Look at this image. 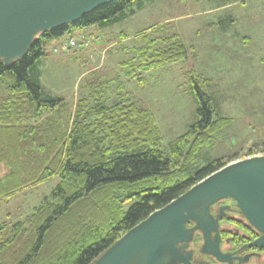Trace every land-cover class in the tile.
<instances>
[{
	"label": "trees",
	"instance_id": "1",
	"mask_svg": "<svg viewBox=\"0 0 264 264\" xmlns=\"http://www.w3.org/2000/svg\"><path fill=\"white\" fill-rule=\"evenodd\" d=\"M147 1L115 0L75 25L41 35L9 69L0 62V203L59 180L23 220L0 223V264H90L153 211L235 160L225 155L200 162L201 150L213 146L230 119L215 113L192 71L186 77L193 83L198 121L166 150L154 114L128 97L110 102V81L88 82L87 96L73 110L41 87L37 66L48 42L121 23ZM140 36L143 46L120 64L128 80L140 83V72L187 58L177 34L169 40ZM117 91L124 93L121 83ZM253 155L250 150L246 157Z\"/></svg>",
	"mask_w": 264,
	"mask_h": 264
},
{
	"label": "rangeland",
	"instance_id": "2",
	"mask_svg": "<svg viewBox=\"0 0 264 264\" xmlns=\"http://www.w3.org/2000/svg\"><path fill=\"white\" fill-rule=\"evenodd\" d=\"M94 27H87L91 32L85 39L74 35L80 44L77 49L61 51L64 41L52 46L56 39L47 43L37 66L46 94L64 99L72 109L82 95L87 96L88 82L110 81L105 86L110 102L128 97L154 114L166 150L198 121L193 83L186 77L192 71L199 88L212 98L215 113L230 119L213 146L201 150V164L225 155L242 160L250 150L264 155V0H150L133 16L112 25L107 41L97 40ZM143 32L163 40L177 34L188 55L140 72L139 83L126 79L120 64L133 59L134 49L143 46V38H135ZM119 33L126 35L125 41H119ZM58 182L50 178L1 202L0 223L23 220Z\"/></svg>",
	"mask_w": 264,
	"mask_h": 264
},
{
	"label": "water",
	"instance_id": "3",
	"mask_svg": "<svg viewBox=\"0 0 264 264\" xmlns=\"http://www.w3.org/2000/svg\"><path fill=\"white\" fill-rule=\"evenodd\" d=\"M114 1L0 0V62L9 69L41 35L75 25ZM225 199L261 234L255 244L264 248V155H254L227 164L153 211L90 264H189L194 231L203 235L201 252L224 261L210 207Z\"/></svg>",
	"mask_w": 264,
	"mask_h": 264
},
{
	"label": "flooded vegetation",
	"instance_id": "4",
	"mask_svg": "<svg viewBox=\"0 0 264 264\" xmlns=\"http://www.w3.org/2000/svg\"><path fill=\"white\" fill-rule=\"evenodd\" d=\"M211 215L217 219L219 250L224 261L201 252L204 238L201 232L194 231L187 250L191 251L189 264H264V248L256 241L261 237L240 214L232 199H225L210 207ZM193 223H188L192 227ZM214 233L211 234L213 240Z\"/></svg>",
	"mask_w": 264,
	"mask_h": 264
},
{
	"label": "crops",
	"instance_id": "5",
	"mask_svg": "<svg viewBox=\"0 0 264 264\" xmlns=\"http://www.w3.org/2000/svg\"><path fill=\"white\" fill-rule=\"evenodd\" d=\"M91 28V27H90ZM95 28V30H96V32L98 33L97 35H98V38H97V40L98 41H100L101 42V39L103 38H105L104 40H109L110 39V37H108L109 35L111 36V34L112 33H109V31H111L110 30V28L111 27H108V28H104V29H100V28H97V27H94ZM89 29H84V30H82V31H78V30H75V31H73L71 34H69V35H71V36H74V35H76V34H80V35H84V36H87V34H88V32H91V31H88ZM68 35V36H69ZM119 35V41L120 42H122V41H125L126 40V38H125V34H124V36H123V34L122 33H119L118 34ZM68 36H63V37H61V38H59V39H57L56 41H54V43L52 44V46H56V45H58V44H60L61 42H63V41H66L67 40V38H68ZM88 37V36H87ZM132 38V37H131ZM136 38V37H135Z\"/></svg>",
	"mask_w": 264,
	"mask_h": 264
},
{
	"label": "built area",
	"instance_id": "6",
	"mask_svg": "<svg viewBox=\"0 0 264 264\" xmlns=\"http://www.w3.org/2000/svg\"><path fill=\"white\" fill-rule=\"evenodd\" d=\"M79 45L80 44L79 42H77L76 39L70 38L64 41L60 47H61V51H67L70 49H77Z\"/></svg>",
	"mask_w": 264,
	"mask_h": 264
}]
</instances>
